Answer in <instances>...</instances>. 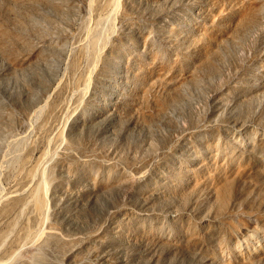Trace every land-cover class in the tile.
Returning a JSON list of instances; mask_svg holds the SVG:
<instances>
[{
    "label": "rangeland",
    "instance_id": "obj_1",
    "mask_svg": "<svg viewBox=\"0 0 264 264\" xmlns=\"http://www.w3.org/2000/svg\"><path fill=\"white\" fill-rule=\"evenodd\" d=\"M250 1L0 0V264H264V0L226 16ZM146 38L181 77L140 76ZM15 184L46 189L34 243L2 242Z\"/></svg>",
    "mask_w": 264,
    "mask_h": 264
},
{
    "label": "bare ground",
    "instance_id": "obj_2",
    "mask_svg": "<svg viewBox=\"0 0 264 264\" xmlns=\"http://www.w3.org/2000/svg\"><path fill=\"white\" fill-rule=\"evenodd\" d=\"M259 1H262V0H252L247 4L232 3L229 6V10L227 11L226 16L227 17L230 16V17L236 19L237 21H239L240 23H243V24L251 22V21L255 20V17L257 15L258 8H255V7H257V5H259ZM216 5L219 6L218 3ZM71 8H74V5H72ZM126 28L134 30L136 27L132 28V25L127 23ZM204 33H205V36L207 38L213 39V40L218 39V38L223 37V36H226L225 32H221L218 29H215L214 31H211V32L205 31ZM3 37H5V36L3 35V33L0 32V48H3V46H4L3 41L5 40V38H3ZM93 43H95V41ZM91 45H92V43H91ZM144 45L146 48H148L147 56L150 60V64H147V65L141 67L143 69H142V73L140 76H144L146 74H154V73H156V74H160V73L175 74L177 77L182 76L181 74L185 71V65H184L185 60L183 58H180L177 56L165 57L163 52L154 49V46H152V43L149 41L148 38L145 39ZM206 52H207V50L205 48H202L201 50H199L200 54H205ZM122 53H123V49L121 47H118V46L117 47L112 46L108 51V54H110V55L114 54L115 56L117 55L119 58L122 57ZM107 58H108V56H107ZM97 70L99 71L100 69H97ZM180 72H181V74H180ZM68 157H69V154L67 152H64L61 155H59V157H58L59 160H57V162L63 160L64 158H68ZM83 165L88 166L89 162H85ZM97 167L99 170H101L102 172H106V173L111 170V165L104 164V163L99 164ZM108 174L107 175L109 176V178L112 177L111 173H108ZM15 185H16L15 188H12V190L10 191V193L8 195L10 198L9 202H5V207L3 206L4 208H2L3 220L5 222V227H6V233L4 235V239L2 242H4L6 239L8 240L11 238L10 241L12 242V244L15 243L13 245H16V244L20 245V243H22L21 240L25 241L26 239L29 238L28 241L31 243L30 238L31 237H32V239L34 238V236L32 235V233L30 231L24 230V226L26 223L25 219L27 218V215H28L27 212L31 214V215L29 214L30 218H32L35 221H36V219L39 220V218L42 217V214H44V212L46 211L45 206H46L47 201H46L45 196H44L45 195L44 190H46V189L45 188L42 189L43 186L41 184H37L39 186L36 185L37 187H34L31 190L23 189L24 191L25 190L29 191L26 194V196H24L23 198H18V197L23 196L26 193V191L24 193H22L21 188L17 187V184H15ZM21 186L23 187V185H21ZM30 218H28V219H30ZM4 222H3V224H4ZM45 233L48 237H51L52 239H56V240L58 239V233L56 232V230L49 229V230L45 231ZM41 236H42L41 233L38 236L36 235V238H34L35 240H32V243H34L33 241H37ZM0 238H2V237H0ZM0 240H2V239H0ZM28 241H26V242H28ZM7 242H9V240ZM18 255H20V254H18ZM21 263H22V261H21ZM21 263H19V264H21Z\"/></svg>",
    "mask_w": 264,
    "mask_h": 264
}]
</instances>
